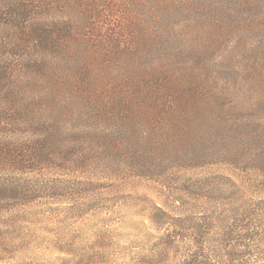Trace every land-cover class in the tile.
<instances>
[{
  "label": "rangeland",
  "instance_id": "obj_1",
  "mask_svg": "<svg viewBox=\"0 0 264 264\" xmlns=\"http://www.w3.org/2000/svg\"><path fill=\"white\" fill-rule=\"evenodd\" d=\"M29 3L33 26L68 35L78 20L99 50H125L104 83L177 98L168 114L99 116L63 90V53L49 52L29 94L40 124L19 132L44 156L1 170L23 193L0 211V264H264V0H89L90 21L68 0ZM50 36L0 35V51L39 53Z\"/></svg>",
  "mask_w": 264,
  "mask_h": 264
},
{
  "label": "trees",
  "instance_id": "obj_2",
  "mask_svg": "<svg viewBox=\"0 0 264 264\" xmlns=\"http://www.w3.org/2000/svg\"><path fill=\"white\" fill-rule=\"evenodd\" d=\"M88 1L68 0L74 6L79 5L80 12L87 13L86 20L90 21L92 20L89 15L92 2L88 4ZM33 13L34 6L29 3V0H19L15 4L0 9V35H21L23 41L29 39V43L31 38L38 43L37 36L51 35L48 39L40 38L41 47L37 46L41 49L39 53L32 52L33 49L29 43L22 42H19L17 47L13 45L16 50L12 48V51L8 52L0 51V211L4 210V202L17 199L23 193L19 186L16 187L15 184L6 180V175L5 177L1 175V170L7 174L24 172L35 161L37 153L39 159L44 156L42 149L35 150L33 141L22 140L19 132L30 130L40 124L29 112L33 105L40 104L34 102V96L32 100H29V94L33 90L31 85L36 84L37 88L41 75L46 71V65L50 62L49 52L63 53V64H66L68 68L63 70V81L66 82L63 83V90L68 91V96L73 102L82 108L94 109L99 116L106 115L105 117H110L111 120L120 116H129L134 110H131L130 106L135 103L139 113H156L154 110L158 109L159 112L164 110L163 113L168 114L173 110L171 103H168V97L177 98L174 92L166 93V88L159 91L142 85L133 87L126 79L119 81V84L104 83V78L113 74L110 67L124 58L125 50H99L100 41L97 35H89V27L82 26L81 21L78 20L70 22L68 35H54L55 29L47 32L48 29L44 26L39 28L36 24L33 26ZM81 15L84 16L83 13ZM5 21H8L7 28L4 27ZM11 27L13 30H10ZM111 42L112 48L115 44H120L119 39H113ZM20 48H24L25 52H22ZM11 80H15L14 88L8 86ZM20 80L23 81L19 83ZM177 102L175 101L176 104ZM176 233V231H170L163 237L161 250L167 262L170 252L180 243L179 235ZM197 257H200L198 253ZM184 264L204 263L191 260Z\"/></svg>",
  "mask_w": 264,
  "mask_h": 264
}]
</instances>
